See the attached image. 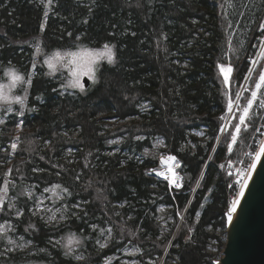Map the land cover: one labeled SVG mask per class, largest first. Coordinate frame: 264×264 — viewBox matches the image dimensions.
Segmentation results:
<instances>
[{
	"label": "trees",
	"instance_id": "16d2710c",
	"mask_svg": "<svg viewBox=\"0 0 264 264\" xmlns=\"http://www.w3.org/2000/svg\"><path fill=\"white\" fill-rule=\"evenodd\" d=\"M262 23L264 0H0V82L10 69L33 77L17 88L23 106L0 108V188L9 187L0 222L12 226L0 264H215L240 190L228 163L250 167L264 142L259 101L232 140L264 73V58L252 63ZM105 44L115 63L84 91L48 73L53 53ZM220 65L233 69L229 85ZM159 154L180 160V189L147 174ZM56 185L65 217L48 224L38 199ZM73 234L81 243L65 255ZM10 237L31 251L7 253Z\"/></svg>",
	"mask_w": 264,
	"mask_h": 264
},
{
	"label": "snow or ice",
	"instance_id": "6c2138e0",
	"mask_svg": "<svg viewBox=\"0 0 264 264\" xmlns=\"http://www.w3.org/2000/svg\"><path fill=\"white\" fill-rule=\"evenodd\" d=\"M52 0H47V5H51ZM45 17H47L48 12L45 11L44 13ZM43 27V26H42ZM261 30H264V23L260 25ZM114 46H110L109 44H105L103 46V49H88V48H82L78 52H68L61 54L60 52H55L53 55L45 60V63L47 64L48 68L51 70L50 74L57 70V63L60 61H63L65 56L69 57L68 64L71 66H74L70 68L71 74L73 76V80L70 82L71 86L74 88H79L81 91H84V85L81 83L82 77L87 76L89 79L95 81L96 80V73L99 70V67L103 61H107L108 64L115 63V53L113 51ZM39 52V49H37ZM261 58H264V37L261 38V52L259 53ZM253 64L256 63L255 60L252 61ZM220 70L224 75L225 83L228 82L230 73L232 71L231 67L220 65ZM251 72V69H249ZM6 75L10 78L8 84H0V105L4 106V110L6 111H12V105L13 104H19L24 105L25 101L27 99V93L25 90V96L15 95L13 93V89L21 84V83H27L28 85L31 84V79L29 78L27 81H25V78L21 75H19L15 70H9ZM262 87H264V73H262L259 77V82L256 84L257 91L260 90ZM257 91H253L251 96L252 98L248 100V105L243 109V114L239 117L240 124H244L246 118L249 115V110L252 107L253 102L257 98ZM261 106H264V100L261 101ZM233 104L231 101H229L228 109L229 111L232 110ZM23 113H21L22 115ZM0 123H3L2 120H0ZM240 132V126H236V133L238 134ZM237 139L236 135L232 136L233 142H235ZM231 147V146H229ZM12 148H16V144H12ZM264 156V142H261L259 150L255 153V159L253 163L250 165V170L248 171L247 175H244L243 172H241V176L243 177V181L240 180L237 181V183L240 184V190L236 196L231 201V205L226 213L227 217V223L231 224L233 221V214L237 211V207L240 203V198L244 196V190L247 188L248 184L247 181L251 177V170H254L256 168L257 163L260 161L261 157ZM176 160V157L174 156H167L161 158V163L166 164L168 166V172L171 173V177L165 175V179H170L171 183L176 184V174L173 171L172 168V162ZM157 175H164L161 172H157ZM55 187H59V185H56ZM177 187L179 185L177 184ZM9 191L8 182L5 181L2 188H0V193H3V195H0V212L4 211V204H5V196L7 192ZM45 191H49V189H45ZM64 191H67V189H64ZM29 197L31 198V192L28 193ZM14 204H9L8 208H14ZM75 207H80L79 205H76ZM23 213L20 210H17L16 215L19 217ZM86 215V213H85ZM51 219H55V216L51 217ZM95 230V226H93ZM101 234L103 235L104 230L101 229ZM108 232H111V229L107 230ZM0 233H4L6 235V228L4 225H0ZM8 242L14 243L11 239L8 240ZM57 243H59L57 241ZM76 243L79 244L81 241L75 237L73 234L72 237H70L69 242V252H66L65 255L70 254L71 252V244ZM101 248L106 247L107 244H101ZM77 260L81 259L82 257L76 256Z\"/></svg>",
	"mask_w": 264,
	"mask_h": 264
},
{
	"label": "rangeland",
	"instance_id": "374dc122",
	"mask_svg": "<svg viewBox=\"0 0 264 264\" xmlns=\"http://www.w3.org/2000/svg\"><path fill=\"white\" fill-rule=\"evenodd\" d=\"M103 46L102 47H99V48H88V49H101L102 50L103 49ZM81 49L82 48H79V49L74 50V51H58V52H60L61 54H64V53H68V52H78ZM113 51H114V49H113ZM260 52H261V49L259 50L258 53H260ZM50 57H48V58H50ZM256 58H255L256 60L254 59L256 61V63L253 65V68L256 67V65H257V63H258V61H259V59L261 57H260V55H258V56H256ZM69 59H70L69 57L65 56V58H64L63 61H60V62L57 63V70L54 71V72H52L51 74L54 75V76H56L58 73H62V75L66 77V81H65L64 86H67V87L72 88V89L80 90L79 88H74V87L71 86V83L70 82L74 78H73V76L71 74L70 68H72L74 66H71V65L68 64V60ZM104 62H107V61L106 60L103 61L101 63V65ZM101 65L99 67V70L96 73V80L93 81V80L89 79L90 80V85L89 86H91L92 84H94V83H96L98 81V78H99L98 74H99ZM46 66H47V64H46ZM47 69H48V73H50L51 70L48 68V66H47ZM231 69H232V67H231ZM222 75H223V73H222ZM231 75H232V71H231ZM231 75H230V78H231ZM85 77H87V76H85ZM85 77H82V79H81V83L83 85H84L83 79ZM223 77H224V75H223ZM5 78H4L5 80L3 82H0V84H8L9 83V79L10 78L6 74H5ZM230 78H229L228 82L226 83L227 85H229ZM32 79H33V77H31V81H32ZM18 86L19 85H17L13 89V93L15 95H20L22 97L25 96L24 94H21V93L17 92ZM84 89H85V86H84ZM262 100H264V92H261V89H260V90L257 91V98L255 99V101H259L258 104H259V106H261V101ZM231 102L233 104V107H232V110L231 111H229V109H228L227 114H226V118L224 119V124L222 126V128H223V134L228 131V128L230 127L231 123L234 121V118H235L236 114L239 112V109H240V107H239L240 106V102H239L238 99L237 100H234V101H231ZM1 107H4V106L0 105V108ZM242 114H243V111H242ZM131 119L132 118H128V119H126L123 122L122 121H118V119H110L109 120V123H108V126L114 129L118 125H120L122 123H128L129 121H131ZM0 120H2L1 115H0ZM245 124H246V120H245V123L244 124H240V122H239V126L240 127L243 126V125H245ZM235 135H237L236 132H235ZM162 156L167 157L168 155L159 154L158 155V158H157L159 167L149 169L148 172H147V174L150 175V176H155V177L161 178L162 180H166L168 182V184H169V187L171 189H173V190L180 189L182 187V184H183L182 183L183 182L182 179L180 180L179 183L174 184V183H171V180L170 179H165V177L156 176V175L152 174V171L153 170H163L164 168L167 167L166 164H162L161 163ZM175 162H177V164H178L177 167H176L175 172H176V174H178L180 176L181 174H179V172H178L179 168L181 167L180 160L178 158H176ZM228 170H229V173L236 175V182L238 180H240L242 182L243 181V177L241 176V172H243L244 175H247L248 174V171L250 170V167L249 166H244V165H241V164H235L234 162H229L228 163ZM177 184L179 185V187H177ZM63 197H64V192H62L59 189V187H55L54 186V187L50 188L49 191H45L43 194H41L39 196V199H38L39 204L37 206L36 213L41 218H43L48 224H59L60 222H62L64 220V217H65V203H63ZM53 216H55V219H51V217H53ZM0 225H4L5 226V228H6V234L9 233L10 231H12V226L10 224H6V223H1L0 222ZM1 235H4V233H0V236ZM9 239H11L12 241H14V243H11L10 244L8 242ZM6 241H7V246H4L3 248H4V250L7 253L13 252V253L18 254V253H21V252L31 251L30 248H31V245L32 244L31 243L29 244V243L25 242L24 239H23V237H20V238L10 237V238H7ZM69 242H70V237H68L66 239L65 244L68 246L69 245ZM74 245H75V243H72L71 244V247L74 246ZM208 252H209V254H215V255L218 254V256H219L218 245L215 244V243H210V246L208 248ZM222 252H220L219 258L215 260V263L216 264L222 258V254H223ZM34 253L35 252L32 251L31 254H34Z\"/></svg>",
	"mask_w": 264,
	"mask_h": 264
},
{
	"label": "water",
	"instance_id": "95a60500",
	"mask_svg": "<svg viewBox=\"0 0 264 264\" xmlns=\"http://www.w3.org/2000/svg\"><path fill=\"white\" fill-rule=\"evenodd\" d=\"M83 82L88 88L89 78ZM247 184L227 225V242L218 264H264V156L251 170Z\"/></svg>",
	"mask_w": 264,
	"mask_h": 264
},
{
	"label": "bare ground",
	"instance_id": "6f19581e",
	"mask_svg": "<svg viewBox=\"0 0 264 264\" xmlns=\"http://www.w3.org/2000/svg\"><path fill=\"white\" fill-rule=\"evenodd\" d=\"M230 75H231V73H230ZM229 78H230V76H229ZM177 165H178L177 162H175V161L172 162V168H173L174 172L176 170ZM157 172H161L164 175H157L156 174ZM152 174L157 175V176H162V177H165V175L171 177V173L168 172V166L166 168H164L163 170H154V171H152ZM175 174H176V172H175ZM181 179L182 178H180V176L178 174H176V182L179 183ZM217 264H218V262H217Z\"/></svg>",
	"mask_w": 264,
	"mask_h": 264
},
{
	"label": "built area",
	"instance_id": "2783aa9c",
	"mask_svg": "<svg viewBox=\"0 0 264 264\" xmlns=\"http://www.w3.org/2000/svg\"><path fill=\"white\" fill-rule=\"evenodd\" d=\"M162 157H164V156H162Z\"/></svg>",
	"mask_w": 264,
	"mask_h": 264
}]
</instances>
